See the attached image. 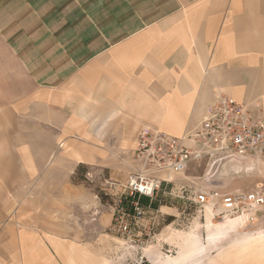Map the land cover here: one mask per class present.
<instances>
[{
    "label": "crops",
    "instance_id": "1",
    "mask_svg": "<svg viewBox=\"0 0 264 264\" xmlns=\"http://www.w3.org/2000/svg\"><path fill=\"white\" fill-rule=\"evenodd\" d=\"M220 93L264 120V0H0V264L92 205L78 164L180 135Z\"/></svg>",
    "mask_w": 264,
    "mask_h": 264
},
{
    "label": "rangeland",
    "instance_id": "2",
    "mask_svg": "<svg viewBox=\"0 0 264 264\" xmlns=\"http://www.w3.org/2000/svg\"><path fill=\"white\" fill-rule=\"evenodd\" d=\"M131 148L110 152L116 150L112 148L104 162L75 167L71 181L89 193L92 205L76 207L72 218H65L71 216L66 206H59L63 217L41 219L52 228L44 231L59 238L46 243L49 249L44 247L35 264H264V215L258 224L236 221L239 225L235 226L226 220L232 217L216 215L211 207L194 203L197 189L226 190L263 182L264 171L237 176L227 166L192 163L184 172L172 175L158 191L157 200L146 207L147 217L154 220L151 227L146 228L144 222L142 234L135 240L110 232L108 191L115 185L108 182H122L137 167ZM17 199L18 195L11 197L12 202ZM59 222L69 229H62ZM17 262L21 264L20 259Z\"/></svg>",
    "mask_w": 264,
    "mask_h": 264
},
{
    "label": "built area",
    "instance_id": "3",
    "mask_svg": "<svg viewBox=\"0 0 264 264\" xmlns=\"http://www.w3.org/2000/svg\"><path fill=\"white\" fill-rule=\"evenodd\" d=\"M131 153L137 162L122 182L109 192L110 232L135 240L154 223L146 207L157 200L163 184L196 162L227 166L237 176L264 171V120L251 108L226 93L218 94L198 123L180 135L143 128ZM106 192V191H105ZM106 192V193H108ZM194 203L216 215L252 225L264 215V181L237 188L195 192ZM133 238V239H132Z\"/></svg>",
    "mask_w": 264,
    "mask_h": 264
},
{
    "label": "bare ground",
    "instance_id": "4",
    "mask_svg": "<svg viewBox=\"0 0 264 264\" xmlns=\"http://www.w3.org/2000/svg\"><path fill=\"white\" fill-rule=\"evenodd\" d=\"M226 220L230 221V223L235 225V226L239 225V224H237L236 220H234V219L227 218Z\"/></svg>",
    "mask_w": 264,
    "mask_h": 264
}]
</instances>
